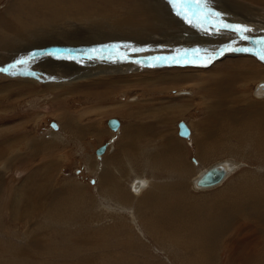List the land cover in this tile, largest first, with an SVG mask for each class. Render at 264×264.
<instances>
[{
  "label": "rangeland",
  "instance_id": "1",
  "mask_svg": "<svg viewBox=\"0 0 264 264\" xmlns=\"http://www.w3.org/2000/svg\"><path fill=\"white\" fill-rule=\"evenodd\" d=\"M147 1L0 0V45L7 39L16 43L17 30L23 35L27 26L57 22L102 24L115 32L126 21L132 30H143L148 22L137 20L151 21L145 18ZM189 1L213 23L185 3L167 0L179 22L170 33L154 36L180 34L187 54L194 50L190 57L120 64L125 74L151 71L136 82L154 72L168 76L170 69L177 82L155 88L133 83L101 104L95 97L82 99L99 91L93 84L83 91L70 88L79 91L62 99L32 79L28 83L36 87L20 92L3 79L22 78L0 72V264H264V96L255 94L264 75L243 76L224 87L218 76L242 59L264 74L262 54L236 51L248 46L264 53V0ZM204 32L209 43L230 46L217 55L200 52L191 44ZM36 42L25 47L30 55L9 64L62 54L46 53V39ZM95 52L98 60L100 51ZM6 53L0 46V60ZM102 54L105 61L127 59ZM77 56L85 57L71 51L68 58ZM133 97L139 101L131 102ZM69 111L82 115V131L79 121L67 123ZM110 118L120 119L118 131L108 126ZM182 120L192 131L189 138L179 135ZM105 143V153L98 155ZM218 164L232 165L222 182L197 188L195 178Z\"/></svg>",
  "mask_w": 264,
  "mask_h": 264
},
{
  "label": "bare ground",
  "instance_id": "2",
  "mask_svg": "<svg viewBox=\"0 0 264 264\" xmlns=\"http://www.w3.org/2000/svg\"><path fill=\"white\" fill-rule=\"evenodd\" d=\"M147 2H148V5L145 7V10H146L145 18L151 19V21L137 20V23L141 22L142 24H145L146 22H148L147 24L148 27H145L143 30H132L130 27V24L128 25L127 24L128 22L126 21L118 22V26L120 29L114 30L116 33L108 29L102 28L104 26H102L101 23H100L101 25L95 23L93 25L86 26V25L78 24L76 22L75 23L69 22V24L68 22L66 23H58V22L55 23L54 22L55 24L50 25L49 28H47L46 25L42 24L44 25L43 28H39V29H36V27L28 29V26H27L26 30L23 29V32H22L23 35L18 34L19 30L17 31L15 30L17 37H14V38H16L18 41L16 43L14 41L13 42L11 41L10 43L8 42V39H7L6 44L0 45L4 49V51H7L6 57H3V59L0 60L1 65L9 64L17 60L18 58L27 57L28 55H30L31 49L27 51L25 47H27L29 44H32V42L35 43L36 40L38 41L40 39H46L47 41V43H45V48H44V51L47 50L46 53H48V51L57 50L59 51V53H62V54L59 57H52V58H50L49 56H44L43 58L38 57L32 60L31 62L30 61L22 62L18 65H14L11 67V69H9V72H11L12 76L17 75L18 77L22 79H18V80L14 79L15 80L14 81L11 79L7 80L6 78H4L3 83L5 82V84L15 85L16 89H18L21 92L22 90L23 91L33 90L36 86L33 87V85H30L28 82L35 81L36 84L42 85L43 91L51 90L54 93H59L57 95L62 99L65 98L63 96L65 94H68V93L74 94L77 91L82 90V88L86 84H89V85L93 84V86H95V88H97L99 91L95 90V93H94L95 96L94 95L92 96V94H88V93L84 94L82 95V99L95 97L94 100H97L101 104H104L105 102L108 101L107 96L109 95L111 96L114 92L121 91V89H125L127 87L129 88V86H132L133 83H137L138 85H142L144 87L153 86V88H155V84L157 85V87H159L160 85L177 82L179 80V77L175 74H172V71H174V69H170L167 71V74H169L168 76L159 75L157 74V72H154V76L142 78L141 80L136 82L133 79H135L137 76L142 75V77H144L148 73H151V71L147 72L146 74H144V72L140 74L139 73L125 74L126 72L122 70L123 66H120V64H124L125 62L118 60L119 58L105 61L104 56L102 54V53H106V54L118 53L121 56L124 55V57L127 58L126 60H124L126 62H130V59H133L134 61H136L135 59V56H136V57H140L142 60L154 61V63L151 65H156L157 63L164 62V59L168 57L167 55L169 52H171V54L175 53V56H178V58H182V59L187 58V51L182 48V45L185 44V40H182L180 34H178V38H177L176 33H173V35L170 37L164 36L165 38L154 36L155 34L170 33L169 27L172 28L173 26L176 25V22H179L176 16H174V18L172 17V12L166 7L167 0H148ZM132 18H135V17L132 16ZM229 18L239 20L240 23L245 22L241 20V18L236 17L231 14H229ZM82 19H80V21H82ZM230 24H232V22ZM133 25L135 26V24ZM141 28L143 27L141 26ZM173 32H175V30H173ZM219 32L220 34H223L222 33L223 31H219ZM12 33H13L12 35L14 36V31H12ZM203 34L204 36H201V37L200 36L197 37V34H196L197 38L194 37V42L193 44H191V46H195V47L197 46L200 52H206L204 50H208L207 51V53H209L208 55L210 54L217 55L216 54L217 51H222L223 50L222 47L224 45L225 47L230 46L229 44H227L228 42L223 43L221 45L219 40H215L214 41L215 43H209L208 37H206L205 35L206 32H204ZM41 35H44V36H41ZM172 37H175V38H172ZM146 42H148V44L151 45V47L147 45L150 48L143 45V44H147ZM233 42L236 43V40H233ZM233 42H231V44ZM36 43L42 44V42L41 43L36 42ZM121 45L125 46L123 51H120L122 49ZM236 45H238V43ZM17 47L18 49L22 47L23 49L21 50L22 55L19 53V50L15 51ZM40 47L42 46L40 45L39 48ZM49 48L50 50H48ZM95 49H99L100 51V53H97L99 56L98 60H96L94 56V54L96 53ZM158 49L161 50V53ZM12 50H14V52ZM71 51H76V53H78L79 55L84 54L85 57L82 58L81 60L79 56H77V58L69 59L68 57H70ZM192 51L194 52L193 49H190V54H192ZM214 51L216 53H214ZM25 52H29V53L27 55L26 54L24 55ZM90 55L92 56L90 57ZM197 56H198L197 59H202L201 55H197ZM205 58L206 57H203V59ZM241 61L244 63L241 64L240 62V66L230 67L228 70H225L226 72L223 75H218L219 77L222 78L220 79V83H219L222 87H224L229 82L231 83L235 82V80L237 82L244 81L242 80V79H245V77L243 76L254 75V76L259 77L261 75H264V74H258V72H255L254 67L252 66V62H250L249 60L242 59ZM246 63H248V66L244 68L243 65H246ZM138 64H141V63L139 62ZM151 65H148V66H151ZM100 67L102 68V70L100 69ZM118 74H123V75L118 76ZM213 77L214 76H212V78ZM156 78L158 80H154ZM181 79L186 80L187 76L182 75ZM88 80H92V81L88 83L84 82ZM217 81L215 80L213 82L216 83ZM210 83H211V80L209 82V85ZM27 86H30V87H27ZM237 86H239V88L243 87L242 84H238ZM70 88L73 90L74 89H79V90L70 92ZM208 90H211V88H209ZM255 94L258 97L264 96V82L260 83L256 87ZM221 96H223V94ZM54 97L56 99V94ZM129 100H131V102L139 101V98L133 97V98H129ZM235 100H237L238 102L242 101L241 98L237 99L236 97H235ZM227 101L229 102V100ZM67 119H68L67 123H69V125L72 124L74 126L76 122L79 121V123L77 124L79 126L81 119H82V115L75 114L72 111H69L67 115ZM120 126H121V121H120ZM57 127L58 126H55V129H57ZM82 127L83 126L80 125L77 128L80 129V131H82L83 130ZM119 128L117 130H114V129L112 130L118 131ZM191 134H192V131H191ZM223 165H225V168L227 169V173H226V176H227V174L231 171L230 169L232 165L231 164H223ZM204 172H202L195 179L194 181L195 185H196L197 179ZM141 186H142V181L137 180V182L134 184V188H133L134 191L138 193L140 191ZM197 188L205 189L203 187H198V186Z\"/></svg>",
  "mask_w": 264,
  "mask_h": 264
},
{
  "label": "water",
  "instance_id": "3",
  "mask_svg": "<svg viewBox=\"0 0 264 264\" xmlns=\"http://www.w3.org/2000/svg\"><path fill=\"white\" fill-rule=\"evenodd\" d=\"M108 126L111 129L117 130L120 126V120L118 118H110L108 120ZM179 135L182 137H189L191 134V129L187 125V123L182 120L179 122ZM107 149V144L105 143L104 145L100 146L96 153L98 155H102L105 153ZM227 169L225 168V165L223 164H218L212 166L210 169L205 171L196 181V185L198 187H212L217 184H219L226 176Z\"/></svg>",
  "mask_w": 264,
  "mask_h": 264
},
{
  "label": "crops",
  "instance_id": "4",
  "mask_svg": "<svg viewBox=\"0 0 264 264\" xmlns=\"http://www.w3.org/2000/svg\"><path fill=\"white\" fill-rule=\"evenodd\" d=\"M200 174H201V173H200ZM108 175H109V174H108ZM196 178H197V177H196ZM196 178H195V179H196ZM194 181H195V180H194Z\"/></svg>",
  "mask_w": 264,
  "mask_h": 264
}]
</instances>
